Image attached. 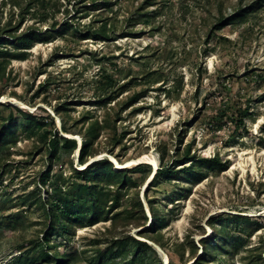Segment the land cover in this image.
<instances>
[{"label": "rangeland", "instance_id": "374dc122", "mask_svg": "<svg viewBox=\"0 0 264 264\" xmlns=\"http://www.w3.org/2000/svg\"><path fill=\"white\" fill-rule=\"evenodd\" d=\"M252 9L244 22L217 28ZM94 29L109 38L82 36ZM5 30L48 32V40L1 72L0 129L27 112L78 147L52 155L43 137L20 126L16 141L0 144V264L42 251L51 259L37 264H195L204 256L264 264V0H0L4 39ZM92 133L85 166L109 158L134 186L111 187L105 210L117 198L113 213L47 246L42 201L49 207L61 196L52 190L60 177L74 180ZM188 149L196 159L218 157L221 167L195 165L204 174L194 179L191 163L178 162ZM143 156L156 166L117 168ZM167 168L171 177L154 183ZM155 215L165 229H152ZM228 216L240 219L216 224ZM225 233L238 244L220 242ZM135 239L150 247L137 261Z\"/></svg>", "mask_w": 264, "mask_h": 264}, {"label": "trees", "instance_id": "16d2710c", "mask_svg": "<svg viewBox=\"0 0 264 264\" xmlns=\"http://www.w3.org/2000/svg\"><path fill=\"white\" fill-rule=\"evenodd\" d=\"M253 12V9L249 12L240 10L232 15L229 19H225L222 25L217 28H222L226 24H233L237 21L244 22ZM68 24L69 23L62 24V26H64V30H67L65 28ZM3 32L8 37H5L4 39L2 36H0V74L1 72L5 71L6 65H8L10 61L26 60L27 52L25 50L31 49L35 41L48 40L46 37V33L48 32L31 31L29 33L20 34H16L17 30H5ZM82 36H86V39L95 40H107L109 38L104 33V31H97V29L88 31L86 35L82 34ZM7 39L12 42L11 44L13 47L10 49L4 46ZM121 89H123V87ZM138 98L139 95L132 98L130 100V104L136 102ZM19 126L24 129V132L29 138L35 136L43 137V139L46 141V144H48L49 148L51 149L52 155L59 153L60 148H62L64 151L72 152L78 147L75 140L59 136V134L49 135V131L47 130L43 120L37 115L27 112L23 114L21 119L14 120L11 118L8 120V122H5L2 125L0 129V144L2 142L16 141V137H14V135ZM65 132H67L66 129ZM92 134V138L84 143L80 149V165H86L87 158L91 156L90 147L97 139V135L94 133ZM187 161L188 163H191L190 175L194 174V179L199 181V178L203 177L202 175L204 173H195V165H198L199 168L208 169L211 171L213 169L220 168L222 165L218 157L211 159H196L195 157H191L189 149L187 150L184 160H180L178 162ZM148 166L149 165L147 164H139L136 168ZM127 172L128 171L126 170H115L110 159L105 158L85 166L84 169L74 168L72 173V177L74 178L73 181L63 179L62 177L56 180V182L52 184V190L61 194V196L57 200H53L51 206L49 207H47L45 200L42 201L43 207H46L47 215L50 217L49 228L46 230L44 239L47 246L55 235L70 238V236L73 235L71 230L76 224H81L82 226L88 224L92 226L100 222L104 214L113 213V210L117 208V198L112 200L114 205L108 207L110 208V211L105 210V207L108 206L105 198L109 196V190H111V187H114L113 189H116V193H118L125 187H129L130 185L134 186V183L132 179L128 177ZM173 172L174 171L170 170L169 168L163 170L162 173L155 176L154 183H158L160 176L169 179ZM102 182H106L104 186H101ZM139 206L142 208L141 203H139ZM124 212L126 214L130 213L128 210ZM124 212L114 214V218L112 219H116V217L125 214ZM239 219V216H228V218L225 220L219 218L217 222L220 223L216 224L222 225L226 223H237ZM153 222L154 223H152L151 227L155 231H161L167 227L166 219L164 217H160L159 215H155ZM220 242L225 243L226 246L227 244H231L232 246L238 244V242L233 243L230 241L229 235L226 233L224 239H221ZM133 248V261H137L138 256L143 254L144 251L150 249L146 242L137 239H135V245H133ZM205 255H207V251ZM51 256L52 255L46 251H42L41 254H39V256L36 258L31 257L29 254L20 255L15 258L14 264H37L36 262L38 260L49 262ZM114 258H116V256H114ZM58 260L60 264H68L67 260ZM211 262L215 261L212 260ZM195 264H209V261H207L206 256H204L201 257V259Z\"/></svg>", "mask_w": 264, "mask_h": 264}, {"label": "bare ground", "instance_id": "6f19581e", "mask_svg": "<svg viewBox=\"0 0 264 264\" xmlns=\"http://www.w3.org/2000/svg\"><path fill=\"white\" fill-rule=\"evenodd\" d=\"M116 163H117V168L118 169H121L123 167L136 166V165H139L140 163H149L150 165L153 164L154 166H156V162H154L153 160H151V158H149V156H143V157H141V158H139L137 160L129 161V162L125 163V164H120L118 162H116ZM81 168L84 169L85 168V165H82Z\"/></svg>", "mask_w": 264, "mask_h": 264}, {"label": "water", "instance_id": "95a60500", "mask_svg": "<svg viewBox=\"0 0 264 264\" xmlns=\"http://www.w3.org/2000/svg\"><path fill=\"white\" fill-rule=\"evenodd\" d=\"M142 164V163H141Z\"/></svg>", "mask_w": 264, "mask_h": 264}]
</instances>
